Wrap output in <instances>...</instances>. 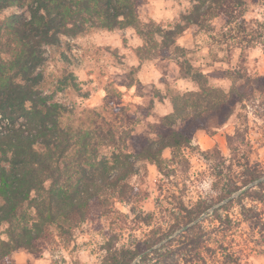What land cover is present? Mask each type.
I'll list each match as a JSON object with an SVG mask.
<instances>
[{
	"label": "trees",
	"instance_id": "trees-1",
	"mask_svg": "<svg viewBox=\"0 0 264 264\" xmlns=\"http://www.w3.org/2000/svg\"><path fill=\"white\" fill-rule=\"evenodd\" d=\"M141 2L0 0V228L7 226V240L0 232V264H16L13 255L19 250L41 252L40 240L51 226L64 236H72L94 211L104 217L108 213L120 214L113 206L116 202L137 201L141 193L138 182L143 181L147 165L161 170L166 161L164 152L169 149L173 159L179 158L183 149L191 145L193 133L207 130L205 121L209 114L229 119L231 109L243 100L242 84L246 80L241 68L229 72L227 78L234 87L225 92L209 86L206 74L192 63L188 69L182 64L183 78L195 82L199 91L172 98L173 110L156 127L155 139L134 135V117L119 111L110 117L89 110V117L76 126L68 122L72 112L42 88V69L47 62L44 48L64 53L71 46L65 38L74 40L95 32L134 29L144 44L136 51L141 61L148 55L176 60L189 53L178 44L187 29L197 26L210 33L215 28L208 23L220 18L227 25L222 35L231 38L236 49L246 53L256 45L258 37L245 19V0H193L190 13L183 17L185 25L176 28H165L153 20L143 23L138 13ZM232 24H236L237 34L232 35ZM71 81L77 89L73 74L67 72L61 80L69 85ZM257 81L260 80H254L255 85ZM258 91H264V84ZM190 128L195 131L190 133ZM235 155L244 168V186L263 178L264 165H251L249 161L242 164L244 157L240 158L237 150ZM240 190L242 187H234L225 198ZM244 200L264 203V181L220 207L228 212L235 204H241L244 219L255 226L260 223L264 229L262 214L245 208ZM197 207H181L186 220L182 226H190L210 208L204 204ZM216 211L212 216L222 228L217 230L220 237L214 243L224 250L231 222ZM209 218L168 241L169 250L163 254L153 247L181 226L173 225L169 233L161 228L150 231L143 248L126 251L128 258L124 255L113 264H131L147 251L141 264H164L183 252L198 258V262L203 258L202 248L211 251L208 236L212 232L204 226ZM118 238L115 234L108 240L110 250Z\"/></svg>",
	"mask_w": 264,
	"mask_h": 264
},
{
	"label": "rangeland",
	"instance_id": "rangeland-1",
	"mask_svg": "<svg viewBox=\"0 0 264 264\" xmlns=\"http://www.w3.org/2000/svg\"><path fill=\"white\" fill-rule=\"evenodd\" d=\"M245 2V19L258 37L255 47L246 53L236 49L231 38L222 35L227 25L220 18L208 23L215 28L213 32L197 26L186 30L178 40L179 46L189 52L182 59H155L148 55L141 61L136 51L144 44L134 29L111 34L95 32L74 40L65 38L71 46L64 53L44 48L47 62L42 69L45 79L42 88L72 112L68 122L75 126L89 117V110L110 117L119 111L134 117L131 127L134 135L155 139L156 127L173 110L172 98L199 91L195 82L183 78L182 64L188 69L192 63L206 74L209 86L225 92L234 87L227 78L229 72L241 68L246 80L241 93L245 96L231 109L229 119L209 114L205 121L207 130L196 132L190 128V133L195 131L192 143L183 149L179 158L173 159L169 149L164 152L166 161L161 170L147 165L143 181L138 182L141 193L135 203L116 202L113 208L120 214L108 213L105 217L94 211L72 236H64L51 226L40 240L43 250L37 254L17 251L13 255L16 264H113L126 251L143 248L150 231L161 228L169 233L173 225L181 226L153 247L163 254L169 250L168 241L207 217L210 218L204 226L212 232L208 236L211 251L202 248L203 258L198 262V258L193 259L183 252L164 264H264L262 225L246 221L241 204H235L228 212L220 209L264 181L263 176L244 186L245 177H241L244 168L235 155L237 150L240 158L244 157L242 164L249 161L251 165H264V91H258L264 84V0ZM192 7L193 0H142L138 13L143 23L153 20L165 28H176L185 25L183 17ZM235 25L230 26L232 35L237 34ZM67 72L73 74L77 89L72 87L73 81L71 85L61 82ZM257 79L260 81L255 85ZM236 186L242 190L225 198ZM201 204L210 206L209 210L190 226H182L186 222L182 208L197 210ZM242 205L261 213L264 222L263 202L244 200ZM216 209L222 219L229 217L231 222L224 250L214 243L220 237L217 230L222 228L212 216ZM148 217L149 222L143 223L142 219ZM6 230V225L0 228L5 240ZM115 234L119 238L110 250L107 242ZM174 244L176 246L177 242ZM148 252L137 256L131 264H141L142 256Z\"/></svg>",
	"mask_w": 264,
	"mask_h": 264
},
{
	"label": "water",
	"instance_id": "water-1",
	"mask_svg": "<svg viewBox=\"0 0 264 264\" xmlns=\"http://www.w3.org/2000/svg\"><path fill=\"white\" fill-rule=\"evenodd\" d=\"M206 216V214H204V216L203 217H205ZM203 217L201 218V219H203ZM184 230H186V228H184Z\"/></svg>",
	"mask_w": 264,
	"mask_h": 264
},
{
	"label": "crops",
	"instance_id": "crops-1",
	"mask_svg": "<svg viewBox=\"0 0 264 264\" xmlns=\"http://www.w3.org/2000/svg\"><path fill=\"white\" fill-rule=\"evenodd\" d=\"M102 33H103V32H102ZM105 33H110V34H111V33H114V32H105Z\"/></svg>",
	"mask_w": 264,
	"mask_h": 264
},
{
	"label": "clouds",
	"instance_id": "clouds-1",
	"mask_svg": "<svg viewBox=\"0 0 264 264\" xmlns=\"http://www.w3.org/2000/svg\"><path fill=\"white\" fill-rule=\"evenodd\" d=\"M207 187V185H205Z\"/></svg>",
	"mask_w": 264,
	"mask_h": 264
}]
</instances>
